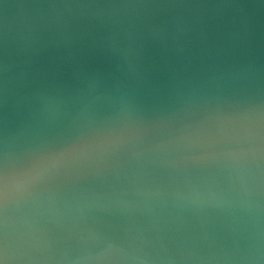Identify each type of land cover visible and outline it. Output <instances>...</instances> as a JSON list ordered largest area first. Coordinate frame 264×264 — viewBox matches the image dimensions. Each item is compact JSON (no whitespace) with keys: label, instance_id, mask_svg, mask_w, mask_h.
Here are the masks:
<instances>
[{"label":"water","instance_id":"1","mask_svg":"<svg viewBox=\"0 0 264 264\" xmlns=\"http://www.w3.org/2000/svg\"><path fill=\"white\" fill-rule=\"evenodd\" d=\"M0 264H264V0H0Z\"/></svg>","mask_w":264,"mask_h":264}]
</instances>
